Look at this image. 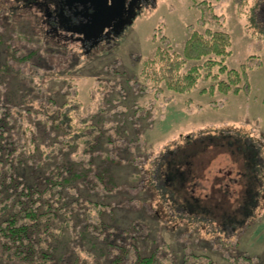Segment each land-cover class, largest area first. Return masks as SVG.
<instances>
[{
    "label": "rangeland",
    "instance_id": "rangeland-1",
    "mask_svg": "<svg viewBox=\"0 0 264 264\" xmlns=\"http://www.w3.org/2000/svg\"><path fill=\"white\" fill-rule=\"evenodd\" d=\"M9 1L2 2L8 6ZM22 1L28 9L10 4L15 11L8 19L2 18L5 12L0 9V105L21 106L23 90L31 94L25 99L26 110L9 111L12 123L28 130L22 138L13 136L24 164L19 165L21 162L14 158L3 159L0 170L4 179L10 167L19 169L28 179L36 178L42 169L40 173L36 169L40 158L34 146L40 150L49 143L60 145V138L66 137L53 129L49 138L36 131L41 121L50 120L44 111L51 105L54 114L65 102H78L73 113L77 126L85 117L86 125L94 126L86 134H100L90 153H82L81 147H65L53 160L69 163L84 174L65 187L64 197L73 215L58 253L66 264H94L95 257L101 262L102 253L109 260L114 253L120 254L116 246L132 250L128 244L141 256L160 247L172 264H264V206L241 232L232 235L233 231H226L223 236L214 231L215 223L172 220L147 184L153 160L183 143L187 136L193 140L217 135L222 128L245 133L263 143L264 155V42L246 33L233 0H205L218 16L217 23L211 15L206 17L205 26L193 3L203 0H136L123 25L86 44L62 32L56 34L47 24L42 7L34 0ZM7 12L10 14V10ZM206 27L229 33L232 45L225 61L228 69L239 71L251 57L262 63L248 74L247 95H209L205 90L212 82L205 79L186 94L173 93L163 85L158 91L145 82L143 63L153 57L158 46L169 41L172 51L181 53L190 33H204ZM32 51H37L34 58L20 60ZM198 64L188 62L184 71ZM25 142L31 146L21 147ZM22 150L32 158L26 159ZM210 150L193 170V195L200 200L215 197L216 202L222 195L214 191L224 187L231 163L226 153ZM53 163H44V169ZM234 199L229 200L233 205ZM77 200L78 205L83 203L80 210L74 208ZM98 220L106 226V237L96 231ZM108 238L116 242L109 249L105 244ZM123 240L125 244H121ZM0 264L11 263L0 257Z\"/></svg>",
    "mask_w": 264,
    "mask_h": 264
},
{
    "label": "trees",
    "instance_id": "trees-1",
    "mask_svg": "<svg viewBox=\"0 0 264 264\" xmlns=\"http://www.w3.org/2000/svg\"><path fill=\"white\" fill-rule=\"evenodd\" d=\"M2 1H0V9L5 12L3 19H8L9 15H12L14 9L13 6L10 9V4L28 9L25 8L26 4L22 0H10L8 6ZM233 2L244 22L246 33L253 39L264 42V0H233ZM193 3L200 10L204 26L209 15L215 23L218 22V16L212 12V6L207 1ZM38 38L47 40L46 37ZM168 42L158 46L153 57L143 63L142 77L158 91L161 89L159 86L163 85L173 93L186 94L192 91L199 81L205 79L212 82V85L205 90L209 95L216 92L225 96L240 93L247 95L250 89L249 72L262 65L251 57L249 63L241 66L239 71L228 69L225 61L231 54L232 41L229 33L220 28L214 30L206 27L204 33L192 31L181 53L172 51ZM8 50L13 53L11 46ZM36 55L37 51L27 52L20 60L25 62ZM188 62H200V64L184 71ZM215 68H217L216 72H214ZM27 93V89H24L21 106L14 108L11 107L12 105H0V163L3 159L14 158L16 162H21L19 165L24 164V159L21 158L22 152L17 153L18 147L13 136L20 135L22 138L28 128H22L20 125L18 128L8 116L13 108L17 113L20 109H27L25 99L31 96ZM78 105V102L69 100L58 107L54 114L51 105L50 109L47 107L44 111V115L50 120L41 121L40 126L36 125L37 133L43 132L45 138L50 137L52 129L66 136L60 138V145L54 146L49 143L40 150L34 146L40 158L36 169L38 171L42 169L41 174L36 178L28 179L22 171L10 167L5 171L4 179L3 171L0 170V257L4 261L11 264H66L67 262L58 253L63 232L70 227L73 215V210L68 209L64 197L65 187L68 188L74 180H80L84 174L69 163L64 161L53 163V160L66 148L81 147L82 153H90L100 140L98 132L86 134V131L94 129V126L86 125L87 118L82 117L81 126H77L73 113L77 111ZM216 134L193 140L187 136L183 143L156 157L149 168L147 184L150 190L156 192L161 205L168 209L166 211L172 220L183 219L209 225L215 223L217 225V228L213 227L215 232L225 236L226 231H233L232 235H235L245 229L256 218L257 210L264 206L263 143L245 133L223 128L217 130ZM20 144L22 147L27 143ZM26 146L31 145L28 143ZM210 147L229 155L231 163V173L226 175L224 187L214 191L222 195V200L216 202L215 197L200 200L193 195L195 179L193 170L200 165L203 157L211 152ZM22 151L26 155V150ZM25 157L32 158L27 155ZM44 163H53V165L44 169ZM87 163L91 164L90 161ZM95 177L103 178L102 174H96ZM109 181L112 182L111 178ZM232 186H235L233 191ZM150 190H147V193ZM231 197L235 198V205L229 201ZM79 201L73 204L75 209L80 210L79 206L83 203L78 205ZM86 215L88 214L85 213ZM101 223L100 220L97 221L96 231L106 237V226ZM128 236L130 237L129 234ZM220 239L224 241L221 236ZM114 243L116 242L109 238L105 239L108 249L112 248ZM121 244H125V240ZM128 245L132 250H125L123 245L116 246L118 249L115 250L119 251V255L114 253L107 260L102 253L99 258L101 262L95 257L94 264H172L160 247L148 256H141L135 247L132 248V244Z\"/></svg>",
    "mask_w": 264,
    "mask_h": 264
},
{
    "label": "flooded vegetation",
    "instance_id": "flooded-vegetation-1",
    "mask_svg": "<svg viewBox=\"0 0 264 264\" xmlns=\"http://www.w3.org/2000/svg\"><path fill=\"white\" fill-rule=\"evenodd\" d=\"M100 1L101 0H99V2ZM135 1L136 0H107L106 8L112 7L109 11V16L115 15L113 8L116 10L117 16L115 15L116 17L108 22L107 27L104 28L98 39L112 34L118 26L123 25L127 21V17L131 15V8ZM34 4H38V6L42 7L47 19V24L50 25V28L55 31L56 34L62 32L66 34V36L75 37L85 44L90 43L84 40L85 35L88 36L90 33L86 25L91 23L90 21L93 19L92 16L96 12L97 5L91 2H86L81 5L72 0H43L41 2L34 0ZM100 6L103 7L101 3ZM96 21L99 22V20Z\"/></svg>",
    "mask_w": 264,
    "mask_h": 264
},
{
    "label": "water",
    "instance_id": "water-1",
    "mask_svg": "<svg viewBox=\"0 0 264 264\" xmlns=\"http://www.w3.org/2000/svg\"><path fill=\"white\" fill-rule=\"evenodd\" d=\"M72 1H75L76 3H79L81 5L85 4L86 2H91L97 5L96 12L92 16L93 19L90 21L91 23L86 25V28L88 29L90 33L88 34V36L85 35V38H84L85 42H96L100 34L103 32L104 28L107 27L108 22L117 16L116 10L113 8V11L116 16L115 15L109 16V11L110 9H112V7L108 9L106 8L107 0H101L100 2L99 0H72ZM100 3L103 5V7L100 6ZM96 20H99L100 23L97 22Z\"/></svg>",
    "mask_w": 264,
    "mask_h": 264
}]
</instances>
